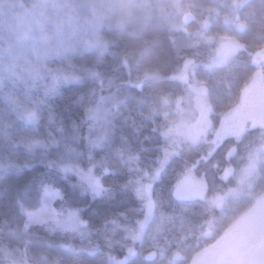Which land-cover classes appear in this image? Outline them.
I'll return each instance as SVG.
<instances>
[{
  "label": "trees",
  "instance_id": "1",
  "mask_svg": "<svg viewBox=\"0 0 264 264\" xmlns=\"http://www.w3.org/2000/svg\"><path fill=\"white\" fill-rule=\"evenodd\" d=\"M218 1L227 9L213 18ZM233 1L213 0L210 12L190 5L196 15L191 26L208 15L205 36L221 31L223 16L242 23L234 26L238 49L218 64L208 62L205 43L174 51L151 20L134 21L103 30L101 46L46 60L44 76L0 85V264L21 254L35 264H195L198 252L217 247L228 223L255 200L240 192L239 179L264 139L255 127L213 147L203 140H165L174 110L166 99L171 90L160 81L186 62L204 86L211 117L229 105L256 70L252 54L264 47V0ZM124 62L130 81L116 107L97 117ZM60 71L76 79L54 84L51 74ZM260 71L264 77V64ZM67 164L89 168L98 187L83 189ZM260 167L256 182L264 187V160ZM145 181L150 205L142 195ZM189 182L199 185L196 194L179 199ZM43 185L60 191L54 207L77 210L85 225L77 232L29 225L23 249L8 234L13 199L22 192L33 196ZM215 196L223 202L212 201ZM216 260L211 264L228 262Z\"/></svg>",
  "mask_w": 264,
  "mask_h": 264
},
{
  "label": "rangeland",
  "instance_id": "2",
  "mask_svg": "<svg viewBox=\"0 0 264 264\" xmlns=\"http://www.w3.org/2000/svg\"><path fill=\"white\" fill-rule=\"evenodd\" d=\"M211 1L213 0H0V85L6 81L17 82L28 77L44 76L47 74L44 69L46 60L67 58L80 48L101 46L104 43L103 30L122 28L134 21L151 20L174 51L187 45L192 46L198 41L205 43L209 46L211 55L208 62L218 64L238 49L234 33L235 28H240L242 23L237 26L235 18L223 16L221 20L224 21V26L222 25L221 31L208 36L203 34L205 25H208V15L191 26L189 21L196 15L190 10V5L210 12ZM222 3L218 1L213 6L216 10L213 18L227 9L224 6L220 10ZM231 6H234L233 0ZM151 49L153 47L146 48L144 52L146 61ZM251 59L256 65L253 75L243 89L233 95L229 105L212 117L207 108L204 86L190 75L191 67L186 62L174 74H167L166 78L161 79L160 83L171 90L166 99L172 102L174 110L172 122L162 132L163 138L169 142L190 144L203 140L210 142L213 147L226 136L241 137L248 128L257 127L264 139V77L260 71L264 64V47L255 51ZM121 67L124 71L115 80L112 91L100 99V106L95 111L97 117L103 118L116 107L120 91L130 81L127 63L124 62ZM71 79L76 78L63 71L51 74L54 84L67 83ZM262 145L264 146V140ZM262 145L250 155L241 175L242 179H239L240 192H248L255 199L252 206L228 223L229 231L222 235L217 247H207L208 249H203L193 257L195 264H211L214 257L220 263L227 259L226 264H264V187L256 182L261 176L260 165L264 160ZM65 168L81 179L83 189L93 191L94 187H98V178L92 177L89 168L71 164H67ZM189 183H183L182 187L186 186V191L182 194L180 189L179 199H189L194 197L191 194H196L199 185ZM142 186V195L150 205V185L145 181ZM59 197L60 191L49 185H43L33 196L24 192L14 196L10 222L12 225L8 234L23 249L29 225L42 224L75 232L84 227L85 222L81 220L77 210L61 211L53 206L54 199ZM215 200L223 202V197L215 196L212 201ZM228 251L229 256H224ZM1 264L35 263L30 262L26 254H21L12 260H3Z\"/></svg>",
  "mask_w": 264,
  "mask_h": 264
}]
</instances>
